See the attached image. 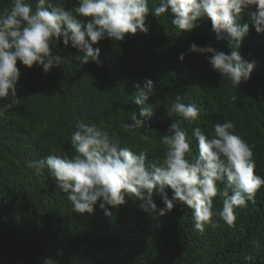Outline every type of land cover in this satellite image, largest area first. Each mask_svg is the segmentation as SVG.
Returning a JSON list of instances; mask_svg holds the SVG:
<instances>
[{
  "label": "trees",
  "instance_id": "obj_1",
  "mask_svg": "<svg viewBox=\"0 0 264 264\" xmlns=\"http://www.w3.org/2000/svg\"><path fill=\"white\" fill-rule=\"evenodd\" d=\"M28 2L35 10L36 0ZM50 2L66 10L77 6L76 0ZM158 2L148 0L147 35L137 31L123 42L105 39L93 45L100 48L99 67L91 62L81 65L75 58L77 50L65 48L62 42L53 48L63 63L47 74L42 67L28 69L17 62L19 100L10 116L4 109L9 101H0L6 113L0 117V264L47 260L52 264H264V186L253 201L235 209L234 227L221 221L222 227L206 226L200 233L191 210L178 203L160 217L158 212L142 211L141 201L126 197L110 217L104 216L99 202L92 215H80L46 170L36 174L26 168V161L49 154L71 158L70 136L78 120L106 126L122 147L137 154L146 150L148 162L161 160V135L172 123L167 112L179 94L182 103L200 108L197 122L184 126L193 141L191 151L197 152L191 137L194 127L211 136L216 123L230 121L234 134L252 149L255 174L264 179V34L254 31L246 14L241 16V24L249 23V34L239 51L255 67L249 81L234 88L211 68L206 55L188 52L195 43L230 54L226 36L218 40L207 18L191 32H179L170 14L159 18L151 14ZM10 5L11 0H0V11ZM181 53H186L183 62L178 60ZM146 78L154 82L155 92L147 103L155 115L145 127L127 132L122 125L131 123L132 111L138 112L131 103L133 85ZM86 83L98 94L95 105L83 90ZM166 192L171 198V190ZM153 201L158 209L164 207L159 196L154 195ZM221 209L222 201L214 198L213 211Z\"/></svg>",
  "mask_w": 264,
  "mask_h": 264
},
{
  "label": "clouds",
  "instance_id": "obj_2",
  "mask_svg": "<svg viewBox=\"0 0 264 264\" xmlns=\"http://www.w3.org/2000/svg\"><path fill=\"white\" fill-rule=\"evenodd\" d=\"M76 4L66 10L50 0H36L33 10L28 0H11L10 7L0 11V101H9L4 109H12L19 100L18 61L28 69L33 65L42 67L47 74L63 63L53 48L62 42L65 48L77 50L75 58L81 65L91 62L99 67L100 48L93 45L105 39L123 42L126 35L149 32L145 23L150 13L148 0H76ZM166 13L172 16L171 22L179 32H191L207 18L218 40L222 34L226 36L230 54L195 43L188 52L206 55L211 68L234 88L249 81L255 62L242 58L239 51L249 34V23L241 24L240 18L246 14L254 31L264 34V0H159L151 12L156 18ZM185 55L181 53L178 60L183 62ZM133 86L136 92L131 103L138 112L132 111L131 123L122 125L127 132L145 127L155 115L153 106L147 103L155 92L154 82L146 78ZM181 99L177 94L167 112L172 123L161 135V160L148 162L146 150L137 154L122 147L106 126L78 120L70 136L74 152L71 158L49 154L26 161V168L36 174L46 170L55 181V188L66 194L73 211L80 215H92L99 202L104 216L110 217L112 210L126 203L127 197L141 201L142 211L158 212L160 217L170 213L174 204H182L191 210L194 228L200 233L206 226L222 227L221 221L234 227L235 209L253 201L264 186V179L254 171L252 149L234 134V124L229 121L216 123L211 136L194 127V154L190 148L193 141L184 126L197 122L200 108L194 103L186 105ZM236 100V95L231 96L230 102ZM5 115L0 109V117ZM166 189L171 190V198ZM154 195L161 198L164 207L157 208ZM216 197L222 201V209L214 212Z\"/></svg>",
  "mask_w": 264,
  "mask_h": 264
},
{
  "label": "rangeland",
  "instance_id": "obj_3",
  "mask_svg": "<svg viewBox=\"0 0 264 264\" xmlns=\"http://www.w3.org/2000/svg\"><path fill=\"white\" fill-rule=\"evenodd\" d=\"M83 90L87 91V95H88L87 98L89 99V101H91V103H92L91 105H95L94 104L95 103V96H98V94H96L95 92L92 93V91H93L92 85L91 84L88 85V83H86L84 85ZM97 91H100V88H98ZM7 115L8 116L11 115V110L7 111ZM63 232H64V225L61 226V231L59 233L58 240H60L62 238ZM58 252L61 253L59 247L56 249V254H58ZM43 264H52V263L50 260H47Z\"/></svg>",
  "mask_w": 264,
  "mask_h": 264
}]
</instances>
